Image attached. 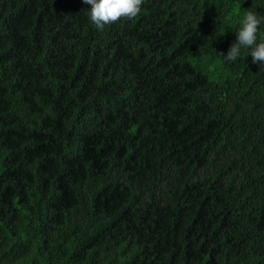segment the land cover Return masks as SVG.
<instances>
[{"label": "trees", "instance_id": "obj_1", "mask_svg": "<svg viewBox=\"0 0 264 264\" xmlns=\"http://www.w3.org/2000/svg\"><path fill=\"white\" fill-rule=\"evenodd\" d=\"M89 8L0 0V264H264V0Z\"/></svg>", "mask_w": 264, "mask_h": 264}, {"label": "clouds", "instance_id": "obj_2", "mask_svg": "<svg viewBox=\"0 0 264 264\" xmlns=\"http://www.w3.org/2000/svg\"><path fill=\"white\" fill-rule=\"evenodd\" d=\"M90 5L87 15L97 29L105 25L115 24L120 20H133L141 12L145 0H82ZM264 22V16L256 11L248 10L240 27L236 31V41L231 44L223 60L234 62L241 55V48L251 49L252 62L264 65V36L259 37V26Z\"/></svg>", "mask_w": 264, "mask_h": 264}]
</instances>
